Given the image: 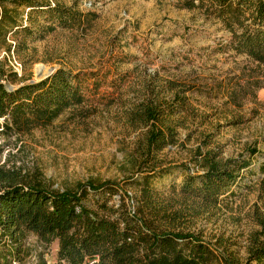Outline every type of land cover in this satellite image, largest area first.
Listing matches in <instances>:
<instances>
[{
    "label": "rangeland",
    "instance_id": "374dc122",
    "mask_svg": "<svg viewBox=\"0 0 264 264\" xmlns=\"http://www.w3.org/2000/svg\"><path fill=\"white\" fill-rule=\"evenodd\" d=\"M57 1L77 6L80 25L56 27L50 33L42 30L40 38L29 41L27 50L19 53L9 40L12 49L0 52V62L17 81L6 84L16 87L35 81L38 65L49 69L48 75L60 68L82 73L86 75L85 107H91V112L68 110L47 126L22 121L16 126L10 119L5 126L0 119V171H13L25 180L38 178L55 190L87 182L120 183L128 174L127 157L142 132L126 124L127 112L154 89L171 99L167 83H178L189 89L188 106L178 117L183 119L179 144L163 152V167L186 163L192 169L190 155L203 135H212L225 158H248L251 147L258 151L223 215L197 222L207 239L214 234L236 239L239 256L244 258L248 237L261 235L254 213L264 214V185L260 184L264 88H257L264 82L263 72L229 48V33L217 20L203 11L182 8L180 0ZM49 20L38 16L40 24L49 25ZM182 180V171L173 170L154 188L166 191ZM118 201L116 196L114 202ZM259 238L264 242V237ZM9 245L0 237L1 257L7 255ZM24 249L28 254L24 264H64L57 259V241L46 247L30 234Z\"/></svg>",
    "mask_w": 264,
    "mask_h": 264
},
{
    "label": "trees",
    "instance_id": "16d2710c",
    "mask_svg": "<svg viewBox=\"0 0 264 264\" xmlns=\"http://www.w3.org/2000/svg\"><path fill=\"white\" fill-rule=\"evenodd\" d=\"M180 2L184 9L217 20L229 33V48L255 63L264 79V0ZM38 16L52 21L40 24ZM81 18L76 5L67 7L57 0H0V52L11 51L9 40L15 53L26 51L40 31L72 29ZM85 78L60 68L39 83L8 92L6 83H16L17 78L0 62V119L5 126L10 121L16 126L21 121L47 126L68 110L91 112L85 107ZM167 87L171 99L154 89L125 116L128 126L142 132L127 157L128 174L122 182H87L55 190L38 178L25 180L13 171H0V237L10 243L0 264H24L30 234L46 247L57 241V259L64 264H264V242L259 238L264 237L263 213H254L261 235L248 237L244 258L233 237L214 234L207 239L197 229L200 219H218L229 208L257 149L248 148V158H225L212 135H203L190 155L192 169L186 163L163 167V152L179 144L183 119L178 117L188 106L189 90L175 82ZM257 88H264V82ZM177 169L183 173L179 186L154 188Z\"/></svg>",
    "mask_w": 264,
    "mask_h": 264
},
{
    "label": "bare ground",
    "instance_id": "6f19581e",
    "mask_svg": "<svg viewBox=\"0 0 264 264\" xmlns=\"http://www.w3.org/2000/svg\"><path fill=\"white\" fill-rule=\"evenodd\" d=\"M50 73V70L42 65H38L34 69V80L39 81Z\"/></svg>",
    "mask_w": 264,
    "mask_h": 264
},
{
    "label": "water",
    "instance_id": "95a60500",
    "mask_svg": "<svg viewBox=\"0 0 264 264\" xmlns=\"http://www.w3.org/2000/svg\"><path fill=\"white\" fill-rule=\"evenodd\" d=\"M50 76H51V75H48L47 77H45V78L42 79V80H39V81H30L29 83H26V84H36V83H39V82H41V81L47 79V78L50 77ZM22 85H23V84H22ZM22 85H20V86H22ZM20 86H16V87H15V86H12V85H6L5 89H6L8 92H12V91L18 89Z\"/></svg>",
    "mask_w": 264,
    "mask_h": 264
}]
</instances>
